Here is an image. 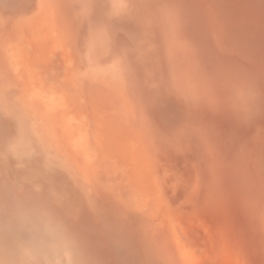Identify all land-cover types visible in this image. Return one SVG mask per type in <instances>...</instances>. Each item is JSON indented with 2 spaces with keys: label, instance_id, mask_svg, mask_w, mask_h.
Returning a JSON list of instances; mask_svg holds the SVG:
<instances>
[{
  "label": "rangeland",
  "instance_id": "1",
  "mask_svg": "<svg viewBox=\"0 0 264 264\" xmlns=\"http://www.w3.org/2000/svg\"><path fill=\"white\" fill-rule=\"evenodd\" d=\"M0 264H264V0H0Z\"/></svg>",
  "mask_w": 264,
  "mask_h": 264
},
{
  "label": "bare ground",
  "instance_id": "2",
  "mask_svg": "<svg viewBox=\"0 0 264 264\" xmlns=\"http://www.w3.org/2000/svg\"><path fill=\"white\" fill-rule=\"evenodd\" d=\"M59 258V257H58Z\"/></svg>",
  "mask_w": 264,
  "mask_h": 264
}]
</instances>
